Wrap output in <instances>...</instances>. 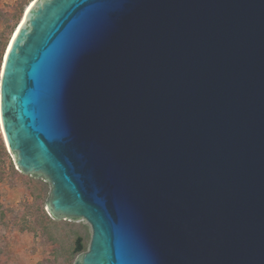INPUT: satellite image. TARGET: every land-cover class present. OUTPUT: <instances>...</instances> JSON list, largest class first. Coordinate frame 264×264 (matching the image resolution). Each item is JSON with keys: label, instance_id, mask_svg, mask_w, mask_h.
I'll use <instances>...</instances> for the list:
<instances>
[{"label": "water", "instance_id": "95a60500", "mask_svg": "<svg viewBox=\"0 0 264 264\" xmlns=\"http://www.w3.org/2000/svg\"><path fill=\"white\" fill-rule=\"evenodd\" d=\"M11 41L1 133L74 264H264V0H34Z\"/></svg>", "mask_w": 264, "mask_h": 264}, {"label": "rangeland", "instance_id": "374dc122", "mask_svg": "<svg viewBox=\"0 0 264 264\" xmlns=\"http://www.w3.org/2000/svg\"><path fill=\"white\" fill-rule=\"evenodd\" d=\"M32 1L0 0V71L4 47ZM49 193L48 182L17 169L0 128V264H74L78 237L88 249L89 224L53 219L46 208Z\"/></svg>", "mask_w": 264, "mask_h": 264}, {"label": "bare ground", "instance_id": "6f19581e", "mask_svg": "<svg viewBox=\"0 0 264 264\" xmlns=\"http://www.w3.org/2000/svg\"><path fill=\"white\" fill-rule=\"evenodd\" d=\"M33 4H34V0L32 1V2H30V5H27L25 8H24V11H23V13H22V16H21V19H20V21H19V23H18V26L13 30V32L11 33V35H10V38H9V40H8V42H7V45H6V50L4 51V53L7 55V52H8V50H9V48L10 47H8V45H9V43H10V46H11V44H12V41L11 40H13L14 38H15V36H16V34H17V32H18V30H19V28L21 27V25L23 24V22H24V20H25V17H26V13L28 12V10L33 6ZM13 38V39H12ZM8 47V48H7ZM5 54H3V55H5ZM3 58H4V56H3ZM2 63H3V59H2ZM2 63H1V71H2ZM1 71H0V74H1ZM2 134V133H1ZM4 140V139H3ZM6 146V145H5ZM8 150V149H7ZM10 153V152H9ZM15 163V162H14ZM18 169V168H17Z\"/></svg>", "mask_w": 264, "mask_h": 264}, {"label": "trees", "instance_id": "16d2710c", "mask_svg": "<svg viewBox=\"0 0 264 264\" xmlns=\"http://www.w3.org/2000/svg\"><path fill=\"white\" fill-rule=\"evenodd\" d=\"M6 45H7V44H6ZM6 45H5V47H4V51L6 50V49H5V48H6ZM4 51H3V54H5ZM3 56H4V55H2V59H3ZM1 63H2V60H1ZM48 199H49V198H48ZM48 199H47V202H48ZM47 202H46V203H47ZM85 249H86V248H85V245H84V243H83L82 238H80V237L76 238L75 245H74V248H73V253H74L75 255H78V254L84 252Z\"/></svg>", "mask_w": 264, "mask_h": 264}]
</instances>
